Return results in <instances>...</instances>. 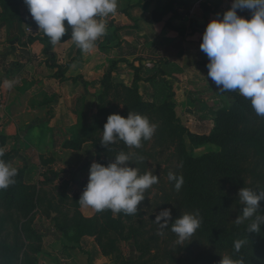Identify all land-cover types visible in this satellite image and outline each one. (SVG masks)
Returning <instances> with one entry per match:
<instances>
[{
    "label": "rangeland",
    "instance_id": "1",
    "mask_svg": "<svg viewBox=\"0 0 264 264\" xmlns=\"http://www.w3.org/2000/svg\"><path fill=\"white\" fill-rule=\"evenodd\" d=\"M214 3L210 14L218 20L204 29L217 26L213 37L223 36L216 41L226 53L217 65L242 71L246 85L243 76L226 86L214 82L200 110L218 137L231 135L224 144L239 156L238 170L219 157L205 160L194 174L198 201L186 207L187 155L222 149L192 145L177 126L189 131V123L175 107L173 114L159 106L137 115L129 109L135 94L108 82L101 92L86 93L83 103H95L91 110L75 108L79 124H63L72 115L59 112L55 125L25 133L29 126L12 124L0 93V264L48 258L57 264L54 247L77 243L86 233L114 264H264V0ZM159 85L156 106L168 94ZM43 126L51 130L44 135L48 151L36 141Z\"/></svg>",
    "mask_w": 264,
    "mask_h": 264
},
{
    "label": "crops",
    "instance_id": "2",
    "mask_svg": "<svg viewBox=\"0 0 264 264\" xmlns=\"http://www.w3.org/2000/svg\"><path fill=\"white\" fill-rule=\"evenodd\" d=\"M201 1L212 8L217 4L214 0H59L52 5L0 1V93L12 124L21 129L28 125V133L35 126L55 125L61 112L72 115L63 124L77 125L75 108L91 110L95 103L84 104L85 96L101 92L108 82L127 89L136 83L145 102H154V91L164 84L166 101L174 104L182 122L190 124L188 130L207 134L212 123L200 110L201 98H212L214 82L222 79L226 86V81L230 85L242 76L244 81L246 75L218 72L227 65L216 62L226 51L202 27L218 18L208 12L205 19ZM65 3L75 11L73 18L65 15ZM86 100L92 101L90 96ZM48 128L37 131L42 151L52 149L44 139L51 133ZM54 251L57 264H114L91 233ZM51 259L34 264H56Z\"/></svg>",
    "mask_w": 264,
    "mask_h": 264
},
{
    "label": "trees",
    "instance_id": "3",
    "mask_svg": "<svg viewBox=\"0 0 264 264\" xmlns=\"http://www.w3.org/2000/svg\"><path fill=\"white\" fill-rule=\"evenodd\" d=\"M3 1V0H0ZM217 3L214 8L211 9L210 3L208 1H201L200 6L203 10V13L205 15V19H206V14L208 12H215V10L218 7ZM64 13L66 16H69V18H73V15L75 14V11H73L71 9V5L69 3H65L64 5ZM210 26L207 21L205 22V24L202 25V27H208ZM213 31H217V26L212 27ZM211 30V31H212ZM53 39H55V36L53 37ZM223 40V36L219 35L218 36V40ZM224 41V40H223ZM240 64H245V62L243 61H239ZM204 64V63H203ZM206 64V63H205ZM233 68V67H232ZM232 68L230 69V67H219L217 70L219 73L224 74L225 76H236L237 74L241 73L242 71H232ZM135 69V67H134ZM212 70L217 73L215 68H212ZM135 71L137 72L136 77H138V70L135 69ZM243 72H246L245 69L243 68ZM107 78V77H106ZM127 89V88H126ZM131 92H133L135 94V98L132 100L131 105L129 106V109H131L132 113H136L137 115H142L145 111H147L148 107H153V108H157V107H162L165 109H171V114L172 110L174 108V104L170 101H163L160 105L156 106L154 102H145L141 100V97L138 94V86L135 83L134 86L130 89H127ZM240 99H247L248 96L246 95H237ZM227 115L230 116H235L234 111H232L231 109L226 110L225 112ZM178 128H180L181 130V134L186 133L190 143L192 145H196V144H201V143H215L221 146L222 151L220 153H216V154H211V155H204L200 158H194L192 155H187V158L185 159V165L187 168V182L188 185L186 187L187 193H188V197H187V201H186V207H194V202H197V189H198V179H196V175L197 172L200 169V166L204 164L205 160H208L210 158L213 157H219L223 159L224 163H231L234 162L233 165H231L229 168L230 169H237L238 168V163H235L237 158H239V156H236L233 154V152H229L228 153V149H230V147L224 144L225 139H229L231 140L232 137L230 134L228 133H224L222 136H217L215 133V128L213 127V129L208 133V134H195V133H191L189 131H185L184 128L181 127L180 123L177 124ZM230 151V150H229ZM240 155H242V153H240ZM234 157V158H233ZM246 157V156H243ZM222 167H217V170L219 172H222ZM238 170V169H237ZM202 185V184H201ZM213 197L215 198V195H209L207 196V200H210L211 198L213 199ZM223 199L228 200V197H226L225 195H223ZM197 200V201H196ZM212 203V200L208 201L207 205H210ZM206 204V200H205V194L203 197V202L201 203V206ZM198 205L200 206V204L198 203ZM105 254V253H104ZM205 261V260H204Z\"/></svg>",
    "mask_w": 264,
    "mask_h": 264
},
{
    "label": "built area",
    "instance_id": "4",
    "mask_svg": "<svg viewBox=\"0 0 264 264\" xmlns=\"http://www.w3.org/2000/svg\"><path fill=\"white\" fill-rule=\"evenodd\" d=\"M39 3L43 4V5H52L53 3L59 1V0H36Z\"/></svg>",
    "mask_w": 264,
    "mask_h": 264
}]
</instances>
